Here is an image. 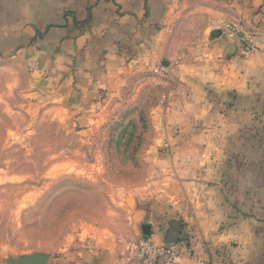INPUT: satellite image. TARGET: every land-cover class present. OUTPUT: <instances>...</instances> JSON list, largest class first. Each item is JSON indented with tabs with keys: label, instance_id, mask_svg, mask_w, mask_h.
I'll list each match as a JSON object with an SVG mask.
<instances>
[{
	"label": "crops",
	"instance_id": "obj_1",
	"mask_svg": "<svg viewBox=\"0 0 264 264\" xmlns=\"http://www.w3.org/2000/svg\"><path fill=\"white\" fill-rule=\"evenodd\" d=\"M159 66L185 88L140 228L179 264H264V0H0V116L83 132L127 75ZM110 248L97 264H118Z\"/></svg>",
	"mask_w": 264,
	"mask_h": 264
},
{
	"label": "rangeland",
	"instance_id": "obj_2",
	"mask_svg": "<svg viewBox=\"0 0 264 264\" xmlns=\"http://www.w3.org/2000/svg\"><path fill=\"white\" fill-rule=\"evenodd\" d=\"M157 68L127 75L83 132L54 114L0 116V264L33 253L97 264L110 247L121 264L144 238L172 150L165 113L185 88Z\"/></svg>",
	"mask_w": 264,
	"mask_h": 264
},
{
	"label": "built area",
	"instance_id": "obj_3",
	"mask_svg": "<svg viewBox=\"0 0 264 264\" xmlns=\"http://www.w3.org/2000/svg\"><path fill=\"white\" fill-rule=\"evenodd\" d=\"M226 33L235 41L243 55L253 53L254 48L245 34L235 27H228ZM127 255L121 256V264H179L171 247H159L146 238H140L136 244L127 247Z\"/></svg>",
	"mask_w": 264,
	"mask_h": 264
},
{
	"label": "water",
	"instance_id": "obj_4",
	"mask_svg": "<svg viewBox=\"0 0 264 264\" xmlns=\"http://www.w3.org/2000/svg\"><path fill=\"white\" fill-rule=\"evenodd\" d=\"M213 36L219 35L218 31L212 33ZM149 226L143 225L141 227V232L144 238H147L149 235ZM173 241V240H172ZM175 241V240H174ZM171 242V241H170ZM50 256L45 253H33L30 255H24L17 258H9L7 261L8 264H48Z\"/></svg>",
	"mask_w": 264,
	"mask_h": 264
}]
</instances>
